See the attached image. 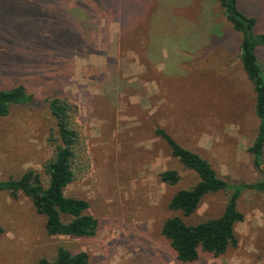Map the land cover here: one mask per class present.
<instances>
[{"label": "rangeland", "instance_id": "obj_1", "mask_svg": "<svg viewBox=\"0 0 264 264\" xmlns=\"http://www.w3.org/2000/svg\"><path fill=\"white\" fill-rule=\"evenodd\" d=\"M0 0V89L21 85L28 102L0 116V180L42 162L54 120L46 99L77 106L87 172L64 188L97 219L91 237L47 235L25 196L0 191V264H36L58 246L85 250L92 264H264V190L237 198V245L192 262L175 258L163 220L194 223L220 214L226 195L207 193L184 217L171 194L197 179L169 154L155 127L205 158L230 184L263 179L247 147L257 119L254 93L239 61L240 34L216 0ZM113 1V0H111ZM122 3V4H121ZM264 29V0H236ZM116 6V7H114ZM264 73V45L256 49ZM264 166V147L262 151ZM180 180H158L164 169Z\"/></svg>", "mask_w": 264, "mask_h": 264}, {"label": "trees", "instance_id": "obj_2", "mask_svg": "<svg viewBox=\"0 0 264 264\" xmlns=\"http://www.w3.org/2000/svg\"><path fill=\"white\" fill-rule=\"evenodd\" d=\"M116 1L109 2L116 5ZM216 1L225 20L240 34L239 61L252 85L257 119L256 132L247 151L251 154L254 168L264 175V73L256 54V49L264 45V29L253 32L254 17L239 10L236 0ZM30 98L31 94L21 85L0 89V116H5L12 105L24 104ZM46 101L54 128L48 129L45 138L50 149L41 165L45 178L37 170L26 168L17 177L0 180V191L8 193L13 199L27 197L35 212L44 218L47 235L91 237L98 223L87 211L88 202L64 194V188L81 178L89 164L85 138L75 118L77 106L58 96L49 97ZM153 133L166 144L171 157L197 176L191 186L179 187L171 194L167 202L168 209L188 217L196 211L205 194L220 191L226 195L222 211L215 217L194 223H186L178 215L163 220L160 234L168 241L175 258L182 263L192 262L197 259L199 251L218 256L228 247H235L237 239L234 226L243 220L242 212L237 209V198L244 189L263 191L264 176L252 183L230 184L216 174L205 158L180 145L163 127H155ZM157 176L160 182L167 185H175L181 178L171 168L161 170ZM2 232L0 226V234ZM36 264H92V259L85 250H69L58 246L53 256L40 257Z\"/></svg>", "mask_w": 264, "mask_h": 264}]
</instances>
